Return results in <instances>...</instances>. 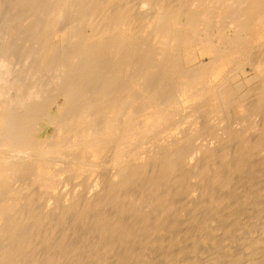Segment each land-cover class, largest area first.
<instances>
[{"label": "bare ground", "instance_id": "6f19581e", "mask_svg": "<svg viewBox=\"0 0 264 264\" xmlns=\"http://www.w3.org/2000/svg\"><path fill=\"white\" fill-rule=\"evenodd\" d=\"M15 1L14 4L24 8L21 14L16 13L19 22L25 17V12H28L25 7L29 12L38 13L40 17L36 19L35 15V22L32 20L34 24L29 22L33 25L24 31L22 22L21 25L17 23L23 27L22 38L19 34V39L24 45L18 43L19 39H15V43L22 44L25 48L16 46L14 42L15 46L11 43L14 47L9 45V41L12 42L9 37H13V32L11 35L7 32L10 29L9 23L13 21L9 19L11 16L8 17L10 22L7 18V22L3 21L6 22V25L3 23L5 31L0 30L3 31V34L0 32V243L3 241V246L0 244V264H60L61 256L67 251L65 241L68 240L57 229L64 225L63 218L66 219L67 212H72V215L76 212L73 219L75 217L77 223L88 219L93 221L95 229L102 236L106 235V239L107 235L115 237L110 238L115 239L123 251L115 249L118 253H114L117 255L114 264H125L131 260V246L136 241L140 243L141 250L143 247L153 249L162 246L164 237L168 236L169 250L180 244V236L174 233V228L178 227V219H181L177 216H180L178 213L182 210L179 212L176 207L181 197L177 202L174 198L181 195H187L191 201L186 202L188 205L184 203L186 206L183 204L184 211L190 212V217L187 215V218L191 226L190 230L187 228V237L194 234L199 236L193 229L201 231L203 224L211 218H216L217 222L220 220L219 224L216 221L210 222L212 225L218 224L215 231L220 225L223 227L221 233L225 234L231 217L219 218L217 211L232 203L231 199L227 203L231 197L228 191L234 192L230 189L232 182L246 178H254L255 181L256 177L258 179L264 176L263 135L250 140L243 134L239 135L240 131L233 133L231 129L228 130L230 127L227 126L229 128H226L225 138L232 142L234 140L235 143L232 144L240 142V145L237 144L238 149L236 147L233 152L228 151L229 149L222 151V148L221 151L206 150L203 157L199 152L202 158L196 153L195 159L187 151L192 144H187L189 147L186 145L187 141L183 144L184 140H192L190 137L194 133L191 129L189 131L192 135L188 132L191 136L183 137L182 144L177 138L176 141L171 139L169 144L161 146L147 148L146 144L145 152V149L140 151L145 145L136 144L146 139L150 140V145L154 144L159 140V133L170 132V127L179 123L175 116L184 103L193 106L192 111L200 109V112L213 115H229L227 109L229 111V107L232 110L235 108L242 112L243 115L240 113L238 116H244L243 122L249 121L248 118L259 110L263 111L264 47L256 59L250 54L255 60L251 58L252 66H249L254 69L253 77L257 80L254 90L251 89L255 101L249 104L254 102L253 104L244 105V99L241 101L240 98L242 95H237L236 89L229 84L227 86L231 88H219L217 83L212 82L221 81L227 67L234 60L237 61L238 57L242 60L240 64H244L251 57L248 54L253 43L260 42V45H264V0ZM135 2L142 8L146 5L149 8L145 12H134ZM1 4L2 0L0 8ZM26 18L29 20L28 15ZM56 36L63 46L56 44ZM5 41L9 43V47L7 43L4 44ZM189 45L202 47V55L205 54L208 59L188 66L197 57L191 58L189 53L184 59L181 57L184 52L187 53L186 46ZM255 47L258 46L255 44ZM182 48L186 51L181 54ZM17 54H22L23 57L22 78L12 77L11 72L3 69V60H10ZM252 92L249 93L253 94ZM58 154H63L67 159L64 167L73 171H81L95 162H107L105 158H108V162L114 167V171H110L111 179L116 182H104L106 186L102 184V195L96 197L100 190L95 191L96 196L92 192V196L96 198H87L92 199L88 202L79 200L83 203L81 206L76 200L79 198H69L71 201L65 208L61 205L60 209L63 206L64 210L58 208L61 215H52V221H48L50 225L44 227L43 223L51 214L40 216L42 213H38L34 207L36 204L32 205V199L42 196L41 199L46 201L44 197L47 192L55 193L57 169L52 165L53 157ZM239 182L241 185V181ZM248 182L245 183L249 185ZM244 185L240 186L242 190ZM250 185L253 186V183ZM248 188L245 187L251 197L255 190L252 193ZM223 191L227 192L224 194ZM240 197L242 199L246 196ZM249 200L246 202L249 203ZM257 200L255 206L259 204V197ZM104 204L114 205L115 214L109 216L110 211H106L108 215L99 212L93 214L96 208ZM263 205L260 206L262 210ZM260 207L258 213L261 212ZM226 212L225 215L223 213L225 217L229 213ZM198 213L204 215H199V220ZM234 215L232 214L233 219ZM128 218L130 219L126 220ZM195 223L197 227H192ZM67 226L70 225L65 227ZM79 231L78 233L83 230ZM62 232L66 234V231ZM71 235V238L75 236ZM156 236V239L152 238ZM203 237L201 241H208L209 237ZM100 241L101 249L105 253L110 252L113 241L107 239L108 243L105 244ZM262 242L263 249L257 254L261 256L258 264H264V240ZM71 244L69 242L68 245ZM185 251V248H178L176 255L180 257ZM134 256L135 253H132V258ZM89 258L90 261L77 259L78 264H90L94 260L103 263L105 259L99 255ZM163 261L164 264H171L170 256L166 255ZM134 263L147 264L140 254L136 256Z\"/></svg>", "mask_w": 264, "mask_h": 264}, {"label": "rangeland", "instance_id": "374dc122", "mask_svg": "<svg viewBox=\"0 0 264 264\" xmlns=\"http://www.w3.org/2000/svg\"><path fill=\"white\" fill-rule=\"evenodd\" d=\"M12 3H13V5H12ZM121 3H123V2L121 1ZM15 6H16V8H15ZM17 6H18V8H17ZM19 6L20 5H18V4H14V0H2V4H1V8H0V30L5 31L4 30V28H5L4 25H6L7 20L8 21H9V19H10V21L13 20L12 22L9 21L10 22L9 23L10 25L8 26V28L10 27V29L7 30V32L9 33V35H11L12 34L11 32H13V34H15L17 36L16 37L15 35L12 34L11 37L13 36L14 38L12 37V39H11L9 37V40H12V42L9 41V40L8 41L10 42V44L7 41L4 42V44L7 43V46H8V44L11 45V43H13V42L15 43V39L16 40L19 39V34L21 35V32L22 31H24L26 29H29L30 28L29 26H32L34 24L32 22V20L34 21L35 18L33 19V17L35 15H37V16H35L36 19L38 17H40V15L38 16V13H35L34 14V11L29 12L28 8L25 7L28 12H25V17L23 16L24 14L22 15V17H24V18L20 19L22 21L19 22L18 21L19 18L16 19V16H17L18 13L21 14L24 11V8L20 6L22 9H19L20 8ZM146 6L144 8H142V6H140L139 4H136V2H135V6L133 8V11L134 12H145L149 8V6H148V8ZM26 15L29 16V20L27 19L28 17L26 18ZM12 16H13V18H12ZM8 17H10V18L8 19ZM14 17H15V20H14ZM19 17H21V15ZM6 18H7V20H6ZM4 20H6V22H3ZM24 20H26V21H24ZM15 21H18V22H16V24H14ZM21 22H22V26L25 27L24 29H23L22 26H20L21 25ZM29 22H32L33 24L32 23L29 24ZM3 23H4V25H3ZM17 23H19L20 25L17 24ZM64 23L66 24V22H64ZM1 25H3V26H1ZM60 25H62V22H61ZM26 26H27V28H26ZM3 31H0V32H2V34H3ZM226 32H228V29H227ZM2 34L0 33L1 36H2ZM1 36H0V38H1ZM20 38H22V35H21ZM58 39H59V37L56 36V41L58 42V43L56 42V44L57 45H60L61 44V46H63L62 43L59 42L60 40H58ZM18 41H16V42L22 43V42H20L21 41L20 39ZM14 43H13V45H14ZM257 43H259V44H257ZM15 44H17V43H15ZM22 44H20V45L17 44L16 46H18V47L23 46L24 44L23 45ZM255 44L258 47H255ZM13 45H11V47ZM252 45L250 47L251 50H250V53L248 55L249 56L252 55L254 58L255 57H259L260 56L259 55L260 54V51L264 47V45L262 43L260 45V42L253 43ZM18 47H15V48H18ZM186 47L188 48V50H187ZM186 47H184V48H186L187 53L184 52V51H186V50H184V48L181 49V54L184 52L182 54L183 56L181 55V57L183 59H184L185 56L186 57L188 56V53L191 55V56H189L191 58H194V56H197L196 58H194V60H192L190 63L187 64L188 66L193 65V64H196V63H200V62H205L208 59V57L205 56V54L202 55V50H203L202 47H200L202 50H200V48H198V45H189V46H186ZM23 48H25V47L23 46ZM192 48H195V50H193ZM20 49H22V47ZM197 49H199L200 52H198L199 50H197ZM258 49H259V53H257L258 52ZM253 50L254 51H257V52H254L253 53L252 52ZM255 53H256V56H255ZM21 56H22V54H19V55L17 54V55H13L10 60L9 59L8 60L5 59L6 61L3 60V63H4L3 69L6 68L9 72H11L10 75L12 77L14 76V77H20V78H22V76H23V73H22L23 71H21L22 70L21 68H22V65H23L24 62L22 60L23 57H21ZM252 56L251 57H248V59L243 62L244 64H242V63L240 64V61H242V60H240L239 57L237 56L238 57V60L237 61L234 60L231 63L232 66L230 64L229 67H227L228 69H226V71L224 72V75L222 76L221 81L218 80L217 82L216 81L215 82H212V84H216L217 83L216 86L219 87V88H222V87L223 88L224 87L226 88V87H228L230 85L232 88L236 89V94L237 95H240V96L242 95L243 98L239 96L241 98V101H242V99H244L242 103H244V105H248V106L254 103V102H252L251 104H249L251 101H255L254 100L255 98L253 96L254 93L252 91L254 90L255 85H256V81H257L255 79V77H253L255 71L251 67L252 66L251 65L252 63L250 64V62H251L250 59L253 58ZM254 58L252 60H255L256 59V58L255 59ZM237 62H239V63H237ZM246 62L248 64H246ZM233 64H235V65H233ZM238 64H240V67H239ZM236 65H238V66L236 67ZM249 65H251V66H249ZM241 69L243 71H241ZM223 81H224L225 84L223 83ZM218 82H219V85L220 86L218 85ZM222 84H224V85L221 86ZM227 84H229V85L227 86ZM251 89H252V91H251ZM249 92H252L253 94H251ZM54 109L57 110V107H55ZM192 109H194L193 106H189V104L184 103L180 107V109L178 110V114L175 116L177 118V120L179 121V123L177 125L176 124L175 125H172L170 127V129H169L170 132L168 131V132H164V133H159L158 134L159 136L157 135L158 136L157 138H159V140L157 139L158 141H156L157 143L156 142L154 144L151 143V145H150V140H147L146 139L145 141H140V142L138 141L137 142L138 144H136V143L135 144L138 145V146L145 145V146H143V148L140 149V151L141 150L143 151L147 145H148L147 148H149V147H151L153 145H160L161 146V145H163L165 143L166 144H169L171 139H172V141L173 140L174 141L177 140L179 143L182 144L183 143L182 141L184 140L185 137L191 136L192 133H194L193 136L190 137V138H192V140L191 139H189L191 141H189L188 139L187 140H184V143L183 144L185 145L186 141H187L186 145L187 144L188 145L192 144L190 147L187 145L189 147L187 149V151H189L190 152V153L188 152L189 155L191 154V156L194 157V159H195L196 153L198 154L199 157L201 155L203 157L204 153L207 152V151H210V150L216 151L217 149H219L218 151H221V148H222V151H225V150L227 151L229 149L228 151L233 152V150L236 149V147L240 145V142H236L239 145L232 144V143H235L234 140L232 142V140H227L225 138L226 137V134H227V132H226L227 129L226 128H229V127L230 128L228 130L231 129L230 131H232L233 133H235V131H237V132L240 131L239 132L240 134L238 133L239 135L243 134V136L245 138L250 139V140L252 138L254 139V138L259 137V136H262V135L264 137V131H263V129H264V109H263V111L262 110H259L258 112L254 113L251 117L248 118L249 121H246L245 120L244 122H243V120H244L243 117L244 116H241L242 118L238 116L240 113H241V115H243L242 112L237 111V109H235V108H233L234 110H232L229 107V111L227 109V112H229V115L226 114V113H225L226 114L225 115L223 113L224 116L222 114H221L222 116L219 115V114L218 115L217 114H214L213 115V114L208 113V112H206V114H207L206 115L202 111L200 112V109H199V111L197 110L196 112L195 111H192ZM235 110H236L237 113L235 112ZM232 113H233V115H232ZM225 116H227V117H225ZM203 126H205V127L208 126V127L207 128H204ZM227 126H229V127H227ZM202 127H203V131H202ZM209 128H210L211 131L209 130ZM205 129H207V130H205ZM241 129L243 131H241ZM189 130L192 133H190ZM192 130L193 131L196 130V132H193ZM237 132H236V134H237ZM195 133H197V134H195ZM181 136H182V138H180ZM163 137L166 138V139H164ZM167 138H168V140H167ZM181 139H183V140H181ZM162 140H164V141H162ZM141 143H143V144L141 145ZM224 145L225 146L227 145L226 146L227 148L226 147H223ZM193 146L195 148H198V149L193 148ZM147 148L144 150V152L147 151ZM190 148H191V151L189 150ZM237 149H238V147H237ZM193 151H197V152H193ZM199 152L201 153V155H200ZM202 157H200V158H202ZM196 158H197V155H196ZM105 159H106L107 162H95V163H93V165H90V167L88 166L87 168H85V169H83L81 171L80 170L73 171L72 169H68V168H65L64 167L67 164V159H66V157L63 154H58V155H55L53 157V165H52V167H54V168L57 169V173H56V176H55V185H56L55 193L52 194L51 191L47 192V194L44 197L46 199V201L43 200V199H41L42 196L41 197L38 196L41 200L38 197H36V198L33 197L34 199H32L33 200V204L32 205L34 206L36 204L37 207L36 206H34V207L37 209L38 213H40V211L42 213V214H40V216L43 215V214H44V216H48V215L51 214V216L49 218L46 217V218H48V220H46L47 222L45 221L46 223L45 222L43 223L45 225L44 227L50 225L48 221H50V218L54 217L52 215H55V216L56 215L57 216L58 215H61L60 212L62 210H64V208L69 204V202L71 201V199H74V197L79 198V199H76V198L75 199L79 202V205L81 206V205H83L82 202L91 201L93 199V197L96 198V197H99V196L102 195V193H103L102 192L103 191V185L106 186V184H104V182L107 183V184L108 183H111V182L112 183L116 182V180L111 179L112 172H110L111 170H113L114 167H112L113 165L108 162V158H105ZM260 178L257 179V177H256L255 178V181L253 180L254 178L251 179V180L248 179V178H246L244 180H241L240 179V180L234 181L235 183L237 182L236 184H238V185H236L235 183L232 182V186L230 188L231 191L233 189V191L236 192L237 190L239 191L238 188H240L241 191H239V192L246 191V193L244 192L245 193L244 194L242 192V194H241L239 192L238 193L237 192L234 193V192L228 191L229 194L231 193V197L232 198L230 197L227 203H229L231 201H232V203H229L226 206H223L222 209H224V210H222V209L219 208L220 210L218 209V211H217V214H218V217L219 218L220 217H222V218H230L231 217V219L233 221L235 220L234 222L230 221L231 219L229 220V222H228V226L229 227H227L229 229H227L225 227V229H227L225 234H228V235H225V234H222L221 233L223 227L221 228L220 225L217 226V231H215L216 230V225H218L220 223V220L218 221L219 222L218 223L217 220H216V218L215 219L211 218L212 220L209 219L210 220V221L208 220L209 222L206 221V223H209V225H207L206 223L203 224L204 227L203 226H202L203 228L201 227V231L200 230L198 231L197 228L193 229V230H196V231L195 232L192 231V232H194V233L197 232V234H199V236L198 235L196 236L195 234L194 235L192 234L193 235L192 237H187L188 232H189L188 230H190V226H191V224L189 225V219L187 218L188 216L190 217V215H189L190 212H189V210H185L184 211L183 208H185V206H186L185 204H187L186 202L189 201L191 203V201H190V198L187 195H185V197H184V195L177 196V197L174 198V201L175 202H177L179 199H180L179 200L180 202L183 201L182 204H179L180 203L179 201L177 202L176 207H177V209L179 208V212H180V209H181L182 210L181 211L182 213L181 212L178 213V215L180 214V216H177V217L178 218H181V219L179 220L177 218L179 225H178L177 228H174V230H176V231L175 232L173 231L175 234L178 233V234H176L177 236H180L179 237L180 238V244L177 245L178 247L177 246L176 247L173 246L172 248H170L169 250H167L169 248L168 247V244H167V242L169 240L168 236H165L164 237V244H161L162 246L159 245V246H157V247H155L153 249H150L149 247H143L142 250H141V248L139 246L140 243H137V241H136V242H133L134 244L132 243L133 245L131 246V248L133 249V250L131 249V252H130L131 253V260L127 261L125 264H135L134 263V260L136 259V256L139 255V254L141 255L142 259H144V262H147V264H164L163 259H164V257L166 255L170 256V258H171V264H256V263L258 264L259 263V260L261 259V256L260 255L257 256V254L261 251V249H263V242L262 241L264 240V239L262 240V238H264V235H262V233L264 232V218L263 219L261 218V217H264L262 215L264 213V210H262L263 208L260 207V206H262L264 204V189H262L264 187V179H263L264 176L261 178V180H260ZM256 179H257V181H256ZM248 180H249L250 183L248 182ZM108 181H110V182H108ZM239 181H241V185H240V182ZM243 181H244V183H243ZM246 181L249 183V185L247 183H245ZM251 181H253V182H251ZM252 183H253V186L250 185ZM233 184H235L234 188H233ZM100 185H101V187H100ZM239 185L241 187H242V185H244L246 188L249 187L248 190L250 189L252 191V193L255 190L254 193H253V195L250 194V196L252 195L251 196L252 198L249 197V194H247V192H248L247 189H245V187L243 186L244 187L243 188L244 190H242V188ZM236 187H238V188L236 189ZM130 190H131V188L128 189L127 192H129ZM95 191H99V194L96 192L98 196H96ZM92 192H93V195L95 194L96 197L95 196H92ZM223 192L225 194V192H227V191H223ZM232 194H235L234 197H237V196L238 197L235 199ZM240 194L242 196H246V197L245 198L243 197L241 199V197H240L241 195ZM247 196L249 197L250 200L247 199ZM253 196H254V198H253ZM255 196L257 198L259 197V204H256V206H255V203L258 200H257V198ZM91 197H92V199L91 200H88ZM179 197H181V198H179ZM261 197H262V199H261ZM56 198L58 200H56ZM69 198H71V199H69ZM176 198H177V200H176ZM185 198L186 199L189 198V199L186 200ZM35 199H37V200L35 201ZM230 199H231V201H230ZM238 199H239V202L238 203H241V201H242V203L239 204V205L236 202V200L238 201ZM244 199L249 200V203L250 202L251 203L249 204L248 201L246 202V200H244ZM253 199H254V201H253ZM55 200L58 203H56ZM67 200H69V201H67ZM79 200H81V201L84 200V201L80 202ZM127 200H128V198H127ZM127 200H125V201L126 202H129ZM233 200H234L235 204H234ZM255 200H256V202H255ZM34 201H35V203H34ZM42 201H43V203H41ZM65 202H67V203H65ZM55 203H56V205H55ZM233 204H234L235 207L236 206L237 207L235 208L233 206ZM247 204H249V205H247ZM61 205H63L64 208L62 206V209H60L61 208ZM106 205L107 204H104V206L103 205L99 206V207H102V208H99V207L96 208L94 210V213L92 211L91 212L93 214H99V213H101L103 215H108L106 211H110L109 216L114 215L115 214V211H114L115 210V207H114V205L113 206H112V204H108L107 206ZM178 205H179V207H178ZM181 205H183V206H181ZM230 205H231V207H230ZM39 206H41V207H39ZM113 207H114V209L112 210L111 208H113ZM259 207H260V211H261L260 213H258L259 212V209H258ZM232 208H234V209L232 210ZM53 209H54V211H53ZM225 209L226 210L228 209L227 212L231 213V216H228L229 213H227ZM255 209H258V210H255ZM55 210H57V211H55ZM104 211H105L106 214L103 213ZM112 211L114 213H112ZM55 212L57 214H55ZM97 212H99V213H97ZM225 212L227 213L226 214L227 215L226 217L223 216V213L225 215ZM71 213L72 212H69V213L67 212V214L63 213V214L66 215V219L64 217L63 218L64 221L62 223V224H64L63 225L64 227L66 225H70V226H67V227L64 228L63 226L60 225L58 227V229H57V231L59 230L58 233H60V234L63 233L62 236H64L65 239L68 240V241H65V242H67V247H66V250L67 251H65V253L63 254V256H61V259L62 260H60V264H75L74 263L75 261H77L76 264H78V260L83 259V258L86 261H90L91 258H89V257H92L93 255H96V256L99 255L100 257L105 258V259H104V262L103 263L96 262L94 260L93 262L91 261L90 264H114L117 261V255H115L114 253L115 252L118 253L117 251H119V248H120V251L121 252L123 251V249H121V247L118 246L119 244L118 245L116 244L115 239H111V238H115V237L114 236H110L111 237L110 238V237H108L109 235H107L108 241H110V240L113 241V248L111 249L110 252L109 251H106L107 253H105L104 249L103 248L101 249V247H102V242L101 241H103L104 244L105 243H108V242H106L107 241V239L105 238L106 235L105 236H102L103 234L98 233V230L95 229V226L93 225L94 224L93 221H91L90 219H88V221L86 220L88 222V224H86V221H78L79 223H77V220H75L76 218L74 217V219H73V215L76 216V214H75L76 212H74L73 215ZM219 214H221V215H219ZM232 214L233 215L235 214L234 215V219H233ZM199 215H201L202 217L204 216V215L198 213V217H197L198 220L200 218ZM125 218H127V217H125ZM129 219L130 218H128L126 220H129ZM237 220L239 221V223H238ZM89 221H91V222H89ZM211 221H213V222L216 221L218 224L216 223V225L215 224L212 225V224H210ZM213 222H211V223H213ZM231 222L234 223L233 226H232V223ZM235 222L238 223V225ZM29 223L31 224V221ZM190 223H191V221H190ZM229 223H230V225H229ZM82 224H83V226H82ZM84 224H86V227L84 226ZM194 225H196V223L193 224L192 227H194ZM205 225H207V227ZM75 226L77 227V230L75 229L76 228ZM230 226H232V229H231ZM30 227L31 226H29V228ZM62 227H63V230H62ZM72 227H74V228H72ZM196 227H197V225H196ZM67 228H69V230L70 229L71 230L69 231ZM187 228H188V230H187ZM60 229H61V232H60ZM79 230L80 231L83 230L84 232L83 231L80 232ZM96 230H97V232H96ZM228 230H229V232H227ZM62 231H66V234L64 232H62ZM71 231L72 232L75 231V233L79 237H77V235L74 232L72 234ZM78 231L81 234L78 233ZM58 233L56 234L57 236H58ZM180 233H181V235H180ZM71 234L73 236L75 235L79 240L75 236L71 238L70 237ZM207 234H208V236H207ZM150 235L148 237H150ZM200 235H201V237H200ZM202 235L205 236V237L207 236V237H209L211 239L208 238L207 239L208 241H201V238L203 237ZM102 237H103V240L101 239ZM70 238H71L72 241L73 240L75 241L77 239V241H75V243L76 242L77 243L75 244L74 241L72 243V241L69 240ZM74 238H76V239H74ZM152 238H155L156 239L157 236L156 237H152ZM260 239H261V241H259ZM2 240H4V239L2 238ZM99 241L101 242L100 244H99ZM69 242H70V244L72 243L71 246L68 245ZM255 242L256 243L259 242L260 244L257 243L255 245ZM0 244L3 246V241ZM114 245H116L118 248L116 246H114ZM134 245H136L137 247H135ZM191 246H192V248H191ZM178 248H185V250H186L182 254V256H180V257H178L176 255V253L178 251ZM112 251H114V252H112ZM91 253H93V254H91ZM132 253H135L134 258H132ZM90 254H91V256H90ZM101 254H103V255H101ZM253 254H254V257H253ZM86 255L89 256V257L87 258ZM81 256H86V257H81Z\"/></svg>", "mask_w": 264, "mask_h": 264}]
</instances>
